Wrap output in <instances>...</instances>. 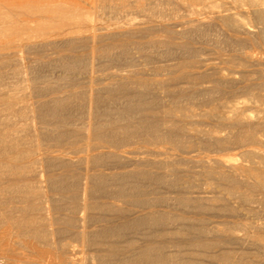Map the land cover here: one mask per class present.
<instances>
[{"label": "bare ground", "instance_id": "obj_1", "mask_svg": "<svg viewBox=\"0 0 264 264\" xmlns=\"http://www.w3.org/2000/svg\"><path fill=\"white\" fill-rule=\"evenodd\" d=\"M81 1L0 0V264H263L264 0Z\"/></svg>", "mask_w": 264, "mask_h": 264}, {"label": "rangeland", "instance_id": "obj_2", "mask_svg": "<svg viewBox=\"0 0 264 264\" xmlns=\"http://www.w3.org/2000/svg\"><path fill=\"white\" fill-rule=\"evenodd\" d=\"M73 2H75V3H78L79 5H81L82 7H85V8H87V6L84 4V1H81V0H73ZM27 22H29L28 23V25L29 26H36V24H41L42 22H43V20H41V19H35V18H30V17H28L27 19ZM56 75H52V77H55ZM53 80H57V78H54ZM59 83V82H58ZM263 110H264V104H263ZM263 153H264V145H263ZM259 218V217H258ZM258 218H256V219H258ZM263 219H264V216H263ZM259 220V219H258ZM258 220H256L257 222H258ZM251 221H253L252 219H250L249 217H245L244 218V220H243V222L244 223H250ZM6 228V227H5ZM5 228H3L2 229V231H4L5 232V230L7 229H5ZM14 232V231H13ZM7 236V237H6ZM8 240H7V239ZM12 238L16 241V239H15V237L14 236H8V235H5V234H3V235H1V237H0V240H2V242H4V243H2L1 242V244H0V248L2 249V250H6L7 248H9L10 246H12L11 244H8L9 243V240H12ZM6 239V240H5ZM13 240V241H14ZM6 241H8L7 243H6ZM12 249H14V250H17V246H15V245H13L12 247H11ZM23 254H25L24 252H22ZM48 257L46 258L47 260V263H48V260L49 259H51V258H53L51 255H47ZM78 258V257H77ZM52 260V259H51ZM51 260H49V262L51 261ZM54 260V259H53ZM59 260H56L55 259V262H58ZM263 261V260H262ZM264 262V261H263ZM81 263H84V262H78L77 260H70V261H68L67 262V264H81ZM17 264H21V263H17ZM264 264V263H263Z\"/></svg>", "mask_w": 264, "mask_h": 264}]
</instances>
